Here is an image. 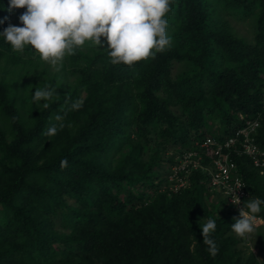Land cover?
I'll list each match as a JSON object with an SVG mask.
<instances>
[{"label":"trees","instance_id":"16d2710c","mask_svg":"<svg viewBox=\"0 0 264 264\" xmlns=\"http://www.w3.org/2000/svg\"><path fill=\"white\" fill-rule=\"evenodd\" d=\"M8 9L0 0V33L23 26L26 9ZM232 19L250 21V41ZM167 20L171 45L133 66L112 65L104 41L53 71L0 36V264H264V205L263 224L240 237L231 229L239 212L203 172L190 188L162 192L180 151L214 169L197 144L231 137L240 114H261L264 151V0H172ZM45 82L58 95L48 110L32 98ZM52 125L57 134L43 135ZM234 157L249 198L264 200V176ZM204 218L216 220L214 257Z\"/></svg>","mask_w":264,"mask_h":264},{"label":"clouds","instance_id":"9594fccd","mask_svg":"<svg viewBox=\"0 0 264 264\" xmlns=\"http://www.w3.org/2000/svg\"><path fill=\"white\" fill-rule=\"evenodd\" d=\"M171 3L172 0H9L10 12L14 9H26L19 17L23 26L9 25L0 36L13 50L23 52L26 47H30L41 61L53 67L62 64L66 56L74 55L77 49H82L86 44L95 46L97 50L104 47L103 38L112 65L133 66L138 62L154 58L156 53L163 52L171 45V37L167 34V15ZM83 94L85 97V93ZM54 96H58L56 87L45 82L43 87L39 85L35 88L32 98L34 102L44 101L40 104V108L48 110L50 108L48 102ZM81 107L82 101L77 100L71 104L70 110H79ZM262 109L264 111V101ZM54 118L60 121L63 116L56 115ZM257 118H260L262 123L261 114L247 119ZM63 127V124L59 125L60 129ZM57 132L58 127L52 125L43 135L54 137ZM208 136L219 143H224L232 137L219 140L206 134L202 143L197 144L198 150L210 152L209 148L203 146ZM232 150L231 161L235 164L237 174L241 176L234 157L237 155L232 153ZM175 158L178 166L171 169L168 183L162 192L168 191L171 195L172 192L190 188L189 178L198 171L208 176L207 188L209 187L211 180L209 171L215 168L206 166L203 156L196 150L180 151ZM209 158L212 159L210 155ZM188 160L190 164L186 171L179 170ZM211 162L213 164V159ZM251 162L253 164L252 160ZM66 165L67 160H63L61 166ZM253 167L260 176H264V167L256 168L254 165ZM232 203L234 205L241 203L235 194ZM261 205H264V200L250 197L241 208L233 206L236 207V211L239 210V218H234L235 222L231 225L232 231L237 236L247 237L256 231L255 223L263 224L262 218L256 215L261 212ZM199 225L203 244L208 246L210 255L214 257L219 249L210 235L217 227L216 220L206 218L205 222L202 224L199 222ZM249 249L255 256L259 255L257 248L250 246Z\"/></svg>","mask_w":264,"mask_h":264},{"label":"built area","instance_id":"2783aa9c","mask_svg":"<svg viewBox=\"0 0 264 264\" xmlns=\"http://www.w3.org/2000/svg\"><path fill=\"white\" fill-rule=\"evenodd\" d=\"M240 121L243 126L236 130L234 135L224 143H219L211 136H208L203 145L210 149L209 155L213 159L215 168L209 171L211 177L209 187L213 192L222 193L230 205L238 206L239 208L242 207L249 196L246 190V182L237 174L235 164L231 161L232 154L230 151L233 149L232 153L240 157L245 156L250 158L256 168L264 167V151L256 143L255 138L261 127L260 118L248 120L245 115H240ZM189 164L190 161L188 160L179 170L186 171ZM234 194L241 201L239 205L232 203Z\"/></svg>","mask_w":264,"mask_h":264},{"label":"rangeland","instance_id":"374dc122","mask_svg":"<svg viewBox=\"0 0 264 264\" xmlns=\"http://www.w3.org/2000/svg\"><path fill=\"white\" fill-rule=\"evenodd\" d=\"M250 21H247V22H243V21H241V20H234V19H232V25H233V27H234V29H235V31L238 33V35L239 36H243V37H245V38H247L248 37V40L249 39H251V27H250ZM250 37V38H249ZM250 41V40H249ZM104 43V40H103V38H102V44ZM47 66L49 65V64H46ZM55 68L56 67H54V70L53 71H55ZM54 73V72H53ZM69 80L72 82V80L71 79H68V86H69ZM68 86H66V88H65V90L64 91H66L67 90V88H68ZM5 91H6V89L5 88H3ZM84 97V94H82V98ZM1 118V117H0ZM238 212H239V210H238Z\"/></svg>","mask_w":264,"mask_h":264}]
</instances>
